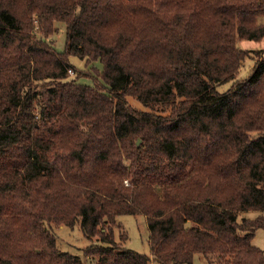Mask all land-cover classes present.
<instances>
[{
    "label": "trees",
    "instance_id": "trees-1",
    "mask_svg": "<svg viewBox=\"0 0 264 264\" xmlns=\"http://www.w3.org/2000/svg\"><path fill=\"white\" fill-rule=\"evenodd\" d=\"M263 18L264 0H0V264H264V48L238 78ZM72 55L100 61L96 85ZM139 214L149 254L125 245Z\"/></svg>",
    "mask_w": 264,
    "mask_h": 264
},
{
    "label": "rangeland",
    "instance_id": "rangeland-1",
    "mask_svg": "<svg viewBox=\"0 0 264 264\" xmlns=\"http://www.w3.org/2000/svg\"><path fill=\"white\" fill-rule=\"evenodd\" d=\"M264 19V18H263ZM56 31L51 34L48 39L55 44V47L58 51H63L65 48L66 41V25L62 21H57L55 23ZM239 45L246 49H249L247 58L245 59L240 71L238 73V78L245 77L250 72L257 56L263 55L261 51L264 48V39L260 41L244 39L241 40ZM260 48V49H259ZM263 53V52H262ZM70 61L74 65V68L69 70V74L71 77H75L78 72L83 69L86 74L89 72L90 75L79 76L78 82L86 83L89 85H96V79H101V77L97 78V69L102 70V65L99 60L95 62H91L90 64L86 63V60L81 59L78 56L72 55L70 56ZM98 79V80H99ZM232 80L227 81L218 86V89L223 91L229 88L232 85ZM129 101L138 108H145L140 101L135 99L134 97H129ZM260 212L257 210H249L244 212L239 218L250 217L253 218L257 216ZM120 221L123 223L124 228L127 230L129 239L126 241L125 245L131 249L150 253L149 245H148V237H149V228L147 223V218L142 215H122L120 216ZM54 232L57 236V242L60 247L64 250H69L73 253H78L82 255V248L89 245L90 239L84 235L81 228L79 226H75L74 228H70L68 226L60 225L54 228ZM116 238L118 239V233L116 229ZM96 237H93L95 239ZM253 243L260 248L264 249V228L257 229L255 236L253 238ZM86 264H96L95 262L90 261L86 257L84 258ZM149 264H162L158 261H155L153 258L149 262ZM193 264H208L207 261L200 255L196 254L194 258Z\"/></svg>",
    "mask_w": 264,
    "mask_h": 264
},
{
    "label": "water",
    "instance_id": "water-1",
    "mask_svg": "<svg viewBox=\"0 0 264 264\" xmlns=\"http://www.w3.org/2000/svg\"><path fill=\"white\" fill-rule=\"evenodd\" d=\"M139 142V141H138Z\"/></svg>",
    "mask_w": 264,
    "mask_h": 264
}]
</instances>
